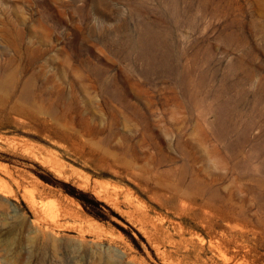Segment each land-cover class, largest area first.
Segmentation results:
<instances>
[{
	"label": "rangeland",
	"instance_id": "1",
	"mask_svg": "<svg viewBox=\"0 0 264 264\" xmlns=\"http://www.w3.org/2000/svg\"><path fill=\"white\" fill-rule=\"evenodd\" d=\"M263 157L264 0H0V264H264Z\"/></svg>",
	"mask_w": 264,
	"mask_h": 264
},
{
	"label": "bare ground",
	"instance_id": "2",
	"mask_svg": "<svg viewBox=\"0 0 264 264\" xmlns=\"http://www.w3.org/2000/svg\"><path fill=\"white\" fill-rule=\"evenodd\" d=\"M166 37V34L162 30L155 29L150 26L139 25L135 29L132 38V53L135 59L140 61L145 69L167 70L169 68L172 51ZM261 169L264 171V157L261 162ZM185 206L186 205H182L183 208Z\"/></svg>",
	"mask_w": 264,
	"mask_h": 264
},
{
	"label": "trees",
	"instance_id": "3",
	"mask_svg": "<svg viewBox=\"0 0 264 264\" xmlns=\"http://www.w3.org/2000/svg\"><path fill=\"white\" fill-rule=\"evenodd\" d=\"M36 176L44 183L58 187L62 190L63 193L73 197L81 206L83 211L98 222H110L114 228H116L124 238L138 251L141 252V249L137 243V241L133 238L129 230L123 229L122 227L116 225L115 223L108 221L106 214L103 211H106L109 215L119 219L118 215L111 211L106 205L102 202L97 201L92 195L87 192H83L74 188L73 186L63 183L60 181H56L50 178L48 175H40L36 174ZM136 237L140 242H144L141 235L135 232Z\"/></svg>",
	"mask_w": 264,
	"mask_h": 264
}]
</instances>
